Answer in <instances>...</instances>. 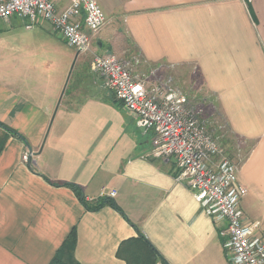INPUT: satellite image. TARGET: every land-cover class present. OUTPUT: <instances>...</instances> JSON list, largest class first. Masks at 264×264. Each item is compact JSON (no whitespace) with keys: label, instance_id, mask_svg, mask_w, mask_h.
Here are the masks:
<instances>
[{"label":"crops","instance_id":"obj_1","mask_svg":"<svg viewBox=\"0 0 264 264\" xmlns=\"http://www.w3.org/2000/svg\"><path fill=\"white\" fill-rule=\"evenodd\" d=\"M96 1L107 23L94 54H139L184 72L215 101L231 136L246 141L239 209L264 223V0ZM26 24L0 22V264H49L73 229L77 264H126L116 251L138 234L161 257L156 264H230L224 223L176 180L172 158L151 155L152 134L103 88L91 56L47 23ZM64 184L87 202L115 192L118 211L87 212Z\"/></svg>","mask_w":264,"mask_h":264},{"label":"built area","instance_id":"obj_2","mask_svg":"<svg viewBox=\"0 0 264 264\" xmlns=\"http://www.w3.org/2000/svg\"><path fill=\"white\" fill-rule=\"evenodd\" d=\"M12 17L24 20L28 29L47 23L77 55L89 54L90 70L103 88L135 116L139 130L152 134L151 155L172 158L176 180L192 193L207 217L224 223L221 235L226 238L229 263L264 264V223L247 221L239 209L246 189L238 184L237 173L247 151L240 157L238 154L246 148V141L231 136L213 99L210 106L218 120L203 119L175 84L171 66H150L139 54H94L93 40L107 23L96 0H68L62 10H57L54 0H0V22L8 23ZM218 132L232 137L236 160L227 157ZM30 156L25 152L22 161L30 163ZM115 195L102 189L99 198Z\"/></svg>","mask_w":264,"mask_h":264},{"label":"trees","instance_id":"obj_3","mask_svg":"<svg viewBox=\"0 0 264 264\" xmlns=\"http://www.w3.org/2000/svg\"><path fill=\"white\" fill-rule=\"evenodd\" d=\"M6 130L10 135L23 140L16 132L9 129ZM4 141V139H0V150L4 146ZM64 186L74 191L87 212H97L104 206L112 207L118 211L111 198L105 197L87 202L78 187L70 184H64ZM75 242L76 231L73 229L49 264H77L73 258ZM116 257L123 260L126 264H156L162 261L157 251L141 234H138L135 238L121 242L116 251Z\"/></svg>","mask_w":264,"mask_h":264},{"label":"rangeland","instance_id":"obj_4","mask_svg":"<svg viewBox=\"0 0 264 264\" xmlns=\"http://www.w3.org/2000/svg\"><path fill=\"white\" fill-rule=\"evenodd\" d=\"M175 74L176 73L174 72L172 74L175 79V84L186 93L190 102L195 105L200 111L202 118L209 119V117H216L218 120L216 113L213 112V109L210 106V101L212 98L210 97V95H206L202 89L199 90L198 81L196 79L191 81L189 78L186 77V74L184 72H177V74ZM217 136L221 147L226 152L227 157L230 160H236V153L232 137L229 134L223 135L219 132L217 133ZM246 151L247 147L244 149V151H241V153L238 154V157L242 156L244 153H246Z\"/></svg>","mask_w":264,"mask_h":264}]
</instances>
